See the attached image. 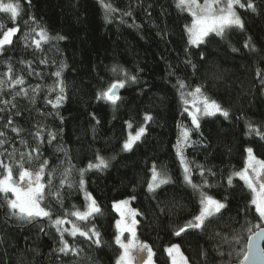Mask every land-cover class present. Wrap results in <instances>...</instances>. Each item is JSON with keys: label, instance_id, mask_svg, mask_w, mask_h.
I'll return each mask as SVG.
<instances>
[{"label": "trees", "instance_id": "obj_1", "mask_svg": "<svg viewBox=\"0 0 264 264\" xmlns=\"http://www.w3.org/2000/svg\"><path fill=\"white\" fill-rule=\"evenodd\" d=\"M241 2L255 9L236 6L243 28L210 33L197 44L189 43L185 25L191 17L176 0H19L15 21L0 12V37L19 28L12 43L0 48V161L18 176L19 162L37 171L47 160L42 207L53 220L66 218L60 231L46 217L24 221L0 193V264H115L121 250L113 203L126 197L138 213L137 238L152 248L156 264H170L166 248L172 244L189 264L243 259L260 220L251 191L232 173L244 167L247 148L264 160V0ZM41 29L49 39L37 48L32 40ZM17 78L23 83L14 84ZM118 80L126 83L117 89L116 104L98 98ZM196 87L228 116H201L195 129L180 93ZM127 123L136 131L145 128L130 150L122 147ZM181 126L190 130L183 155L192 183L200 185L196 190L183 178L176 154ZM97 154L108 167H88ZM153 165L169 182L150 191ZM201 190L225 207L200 228L176 236L199 214ZM84 193L101 211L78 220L71 213L84 210ZM73 224L83 231L94 227L101 243L91 232L90 239L70 235ZM61 235L76 252L59 251Z\"/></svg>", "mask_w": 264, "mask_h": 264}, {"label": "snow or ice", "instance_id": "obj_2", "mask_svg": "<svg viewBox=\"0 0 264 264\" xmlns=\"http://www.w3.org/2000/svg\"><path fill=\"white\" fill-rule=\"evenodd\" d=\"M236 6L240 8L247 7L249 9H254L251 2L247 4L242 3L241 0H176V7L181 11H186L190 14L191 20L189 24L185 25L186 31L189 36L190 44H197L203 41L204 37L208 36L210 33H216L217 35L223 34L226 28L231 26H236L243 28L244 24L240 15L236 11ZM105 7L110 8V5H105ZM0 12L9 13L10 19L15 21L21 12V6L19 0H0ZM4 28V25L0 23V30ZM19 31L18 27L7 28L3 31L2 38H0V48L5 45L12 43V37ZM37 35L39 39H33L32 43L39 48L41 42L47 41L49 39L47 32L41 29ZM62 39V37H60ZM247 46V45H246ZM116 70V69H114ZM11 72V69H9ZM59 77L60 73H55ZM129 79L135 81L136 77H129ZM14 84H22V78H17L13 81ZM125 80H118L113 82L107 90L102 93H98V98H104L110 101L112 104L120 99L116 94V90L123 88L125 86ZM179 88L183 89L185 84L183 81H179ZM64 91L63 87H60V92ZM181 100L185 105L184 111L188 112L191 117V123L195 126V129L200 128V117L201 116H212L216 113H221L223 116L227 117L228 112L223 110L219 104L214 100H210L208 97L204 96L201 88L196 87L192 92L187 93V97H192L189 100L185 93L181 91ZM63 97L58 96L57 102H59ZM203 105L201 108L199 104ZM192 105V110L190 111L188 105ZM150 116H145V120H150ZM131 127V125H129ZM181 138L178 139L176 145V154L180 158V163L184 168V179L192 186L194 190L199 189L200 185L193 184L189 176L190 169L186 158L183 155V146L190 139V130L187 127L181 126ZM13 131H18V129L13 128ZM145 128L140 127L136 134L129 135L128 139L123 144L124 150H130L135 141L139 140L144 134ZM260 135V133H257ZM3 133H0L2 136ZM39 135V133H37ZM51 136V133L49 134ZM54 138V137H53ZM264 138V137H262ZM3 143V141H0ZM23 143V141H22ZM33 151L38 152L39 149H33ZM247 159L245 161L244 167L238 171L233 172L232 176H237L244 181L248 189L252 193V199L250 203L255 206V212L259 216V220L264 222V160L258 159L254 154L252 148H247ZM23 157V154H21ZM31 158V157H30ZM48 164L47 160L40 165L39 169L35 172L24 167L22 162H19V176L18 179L14 178L13 167L8 163L0 161V193L4 194V199L7 206L12 210V215L18 216L24 221H32L35 218L46 217L50 220L53 226L57 227V231H60V226L66 222V218L57 217L52 219L53 213L50 209L42 207V202L46 198V185L43 182L45 176V165ZM89 168L103 169L108 167V161L97 154L96 163H89ZM70 169H65L64 175L67 176ZM81 179L80 187L83 189L84 180L83 173L84 170H80ZM203 175V171L201 172ZM52 173H48V186L51 185ZM232 176H229L228 183L232 184ZM66 180H61V185H63ZM169 182V177L166 173L158 171L156 166L153 165L152 168V179L148 184L149 190H154L161 184ZM207 184V181H204ZM9 194L11 198H9ZM59 199V193H53ZM86 199L90 201L87 204L86 210L81 212L79 210L73 211L72 216H75L78 220H87L88 217L93 214H99L101 209L97 205L96 201L91 197V194L86 193ZM200 212L194 217L193 221L187 222L183 227H180L178 231L175 232L176 236L185 232L187 228H200L207 217L214 216L220 213L221 209L225 207V204L221 201L214 199L211 195H208L204 191H200ZM128 201L122 200L113 204V207L120 214V219L116 221L117 234L115 236V243L120 248V254L116 258L115 264H153V251L147 243L141 242L137 239L136 225L138 221L135 219L138 214L136 210L127 207ZM258 229L254 235L248 237V252L244 255V261L241 264H245V261L254 260L260 258L264 260V249L258 248L255 241L261 237H264V227L260 224L256 225ZM43 230V229H41ZM63 231L68 232L69 230L65 228ZM91 232L92 236L96 239L94 243L99 245L101 243L100 233L93 227L89 231H83L80 227L73 224L70 231V235L76 236L79 233L80 236L91 238L89 236ZM128 233L127 240H123L122 236ZM62 247L59 248L60 252L66 253L68 251L76 252L75 247H70L67 241L63 239L61 235ZM168 255L171 257V264H188L187 258L181 252L180 247L176 244L171 245L166 249ZM146 254V255H145Z\"/></svg>", "mask_w": 264, "mask_h": 264}, {"label": "rangeland", "instance_id": "obj_3", "mask_svg": "<svg viewBox=\"0 0 264 264\" xmlns=\"http://www.w3.org/2000/svg\"><path fill=\"white\" fill-rule=\"evenodd\" d=\"M99 2H100V0H98ZM200 2L202 3L203 2V0H200ZM107 8V7H106ZM108 10V9H107ZM189 14V13H188ZM190 15V14H189ZM188 34V33H187ZM0 38H2V37H0ZM188 39H189V36H188ZM193 91V90H192ZM192 91H190V92H192ZM187 93H189V92H186L185 93V95H186V97H187ZM189 100H191L192 99V97H187ZM184 105V104H183ZM199 106L202 108L203 107V105H202V103L201 104H199ZM184 107H185V105H184ZM188 108H189V110L191 111L192 110V105L191 104H189L188 105ZM188 113V112H187ZM191 118V117H190ZM129 125H130V123H127L126 124V129H127V134H126V138H125V140H124V142L128 139V137H129V135L131 134V135H135L136 134V129H131L130 127H129ZM141 127H144V126H141ZM124 142H123V144H124ZM136 142V141H135ZM134 142V143H135ZM134 143H133V145H134ZM188 143V142H187ZM123 144H122V147H123ZM132 145V146H133ZM179 160H180V158H179ZM180 166H181V169H182V175H183V178H184V175H185V173H184V168H183V166L181 165V163H180ZM241 170V169H240ZM240 170H238V171H240ZM238 171H236V172H238ZM33 172H35V171H33ZM19 176V175H18ZM18 176H14V178H16V179H18ZM237 177V176H236ZM239 178V177H238ZM151 181V180H150ZM243 181V180H242ZM244 182V181H243ZM155 189V188H154ZM89 194V193H88ZM92 197V196H91ZM9 198H11V195L9 194ZM84 198H85V200H86V203H85V207H84V210L83 211H85L86 210V206H87V204L88 203H90V201H88L87 199H86V193H84ZM122 200H127L128 201V205H127V207L128 208H130V209H134L133 207H132V205H131V197H126V198H123V199H120V200H117V201H114V203H116V202H119V201H122ZM113 203V204H114ZM114 208V207H113ZM114 210H115V208H114ZM135 210V209H134ZM82 211V212H83ZM116 211V210H115ZM200 212V211H199ZM116 213H117V220H119L120 219V214H119V212H117L116 211ZM135 219H136V217H135ZM116 220V221H117ZM260 226L261 227H264V222H261L260 221ZM116 230H117V228H116ZM256 230H257V228H256ZM255 230V231H256ZM127 238H128V233H125L123 236H122V239L123 240H127ZM138 239V238H137ZM173 245V244H172ZM177 245V244H176ZM171 246V245H170ZM170 246H168L167 248H169ZM151 248V247H150ZM166 248V249H167ZM152 249V248H151ZM153 251V250H152ZM168 254V253H167ZM146 255V254H145ZM169 258H170V264H171V257L169 256ZM152 259H153V264H156V262L154 261V258L152 257ZM188 264H189V262H188Z\"/></svg>", "mask_w": 264, "mask_h": 264}, {"label": "water", "instance_id": "obj_4", "mask_svg": "<svg viewBox=\"0 0 264 264\" xmlns=\"http://www.w3.org/2000/svg\"><path fill=\"white\" fill-rule=\"evenodd\" d=\"M116 93H117V90H116ZM254 233L252 235H254ZM248 243H249V241L247 239L246 246H245V254L248 252ZM263 243H264V237H261V238H259L258 240L255 241L256 246L258 248H261V249H263ZM241 261H244V257H243V259ZM241 261L238 262V263H233V264H241ZM245 264H264V260H261L260 258H256L254 260L245 261Z\"/></svg>", "mask_w": 264, "mask_h": 264}]
</instances>
